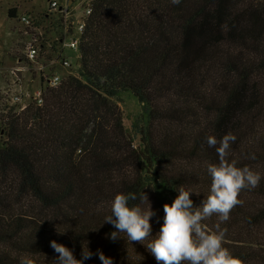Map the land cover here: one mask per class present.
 Returning <instances> with one entry per match:
<instances>
[{"label": "trees", "instance_id": "16d2710c", "mask_svg": "<svg viewBox=\"0 0 264 264\" xmlns=\"http://www.w3.org/2000/svg\"><path fill=\"white\" fill-rule=\"evenodd\" d=\"M79 55L76 76L7 123L0 264H55L52 241L78 260L88 245L114 264H157L147 250L153 238L111 240L112 201L135 193L131 205L150 202L155 237L181 186L195 207L210 195L207 168L220 164L225 137H235L226 163L262 178L241 191L229 220L214 214L202 225L226 229L223 246L241 264H264V0H95ZM122 94L143 106L138 145L115 101Z\"/></svg>", "mask_w": 264, "mask_h": 264}, {"label": "clouds", "instance_id": "9594fccd", "mask_svg": "<svg viewBox=\"0 0 264 264\" xmlns=\"http://www.w3.org/2000/svg\"><path fill=\"white\" fill-rule=\"evenodd\" d=\"M171 3L179 5L182 0H171ZM234 140L235 137H225L216 148L220 164L209 165L207 168L212 181L207 199L202 201L201 206L195 207L190 198L194 192L181 186L176 190L179 195L173 203L164 205L163 224L155 237L151 235L150 221L156 216V212L152 210L147 195H142L139 199L141 202L147 199L150 204L148 210L130 204V201L138 198L135 193L117 195L111 203V214L105 217L104 222L117 229L110 234L111 240H117L121 237L120 234H126L131 242H143L153 238L147 245V250L157 264H241L240 260L223 246L226 243V229L221 230L217 225L216 232H209L202 225L203 220L214 214L222 222L229 220L232 209L243 204V201L238 199L241 191L256 188L262 178L259 173L248 167L239 168L235 162L226 163L225 156L230 141ZM207 143L210 147H215L217 140L210 136ZM251 158L255 159V156ZM50 246L59 254L55 264H85L93 256H98L102 264H114V260L107 257L103 251L97 250L94 253L89 250L88 245L87 249L83 246L79 260L72 250L56 241H52ZM21 264L30 262L22 259Z\"/></svg>", "mask_w": 264, "mask_h": 264}, {"label": "built area", "instance_id": "2783aa9c", "mask_svg": "<svg viewBox=\"0 0 264 264\" xmlns=\"http://www.w3.org/2000/svg\"><path fill=\"white\" fill-rule=\"evenodd\" d=\"M48 1L45 12L13 18L19 53L9 66L0 56V148L8 140L5 134L11 117L32 105L43 106L49 91L60 88L70 75L76 76L66 51L79 53L95 0Z\"/></svg>", "mask_w": 264, "mask_h": 264}, {"label": "rangeland", "instance_id": "374dc122", "mask_svg": "<svg viewBox=\"0 0 264 264\" xmlns=\"http://www.w3.org/2000/svg\"><path fill=\"white\" fill-rule=\"evenodd\" d=\"M48 0H0V56L9 66L12 63L14 54L19 53L17 49L16 24L8 16V10L19 7V12L42 13L48 8ZM45 9V10H44ZM66 55L73 63V71L79 70V53L67 50ZM60 73L64 72L60 70ZM124 114V122L127 128L128 136L134 144L140 142V135L137 134L136 125L143 114L142 104L131 94H122L116 98Z\"/></svg>", "mask_w": 264, "mask_h": 264}, {"label": "crops", "instance_id": "0c3cea01", "mask_svg": "<svg viewBox=\"0 0 264 264\" xmlns=\"http://www.w3.org/2000/svg\"><path fill=\"white\" fill-rule=\"evenodd\" d=\"M15 8H17V11H18V12H17V15H21V14L26 13V12H21V13H20V12H19V9H20L19 7H16V6H15Z\"/></svg>", "mask_w": 264, "mask_h": 264}]
</instances>
